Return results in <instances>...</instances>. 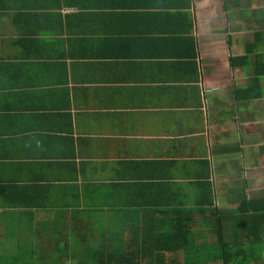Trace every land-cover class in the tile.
Segmentation results:
<instances>
[{
    "label": "crops",
    "instance_id": "obj_1",
    "mask_svg": "<svg viewBox=\"0 0 264 264\" xmlns=\"http://www.w3.org/2000/svg\"><path fill=\"white\" fill-rule=\"evenodd\" d=\"M182 227L264 264V0H0V256Z\"/></svg>",
    "mask_w": 264,
    "mask_h": 264
},
{
    "label": "trees",
    "instance_id": "obj_2",
    "mask_svg": "<svg viewBox=\"0 0 264 264\" xmlns=\"http://www.w3.org/2000/svg\"><path fill=\"white\" fill-rule=\"evenodd\" d=\"M193 218H195L194 215ZM132 231V234L124 238L111 236L108 239L110 242L108 241L106 245L78 246L77 253L79 251V255H73L80 257L86 264H90V261L94 264H203L205 262L208 264H219V262L233 264L232 259L226 256L224 259L220 257L206 261L210 258V248L216 250L219 247L227 248L228 244L224 238H221L220 243L201 245L197 244V237L201 233L193 232L190 227L178 228L175 231L162 228H143ZM180 252L185 254L183 261L168 257V253L177 254ZM25 259H28L26 251L17 254L16 257L0 256V264H28Z\"/></svg>",
    "mask_w": 264,
    "mask_h": 264
},
{
    "label": "rangeland",
    "instance_id": "obj_3",
    "mask_svg": "<svg viewBox=\"0 0 264 264\" xmlns=\"http://www.w3.org/2000/svg\"><path fill=\"white\" fill-rule=\"evenodd\" d=\"M81 245L83 247L93 246V245L79 244V246H81ZM49 257H52V259H50L47 262H44L45 264H86L85 262L82 261V259L78 260V261L76 260L74 262L73 255L69 254V253L66 254L64 251H62V252L58 251V253H56V254H55V251H54L53 253L49 254ZM25 261H28V259H25ZM28 263L36 264V261H28ZM90 264H94V262L90 261Z\"/></svg>",
    "mask_w": 264,
    "mask_h": 264
}]
</instances>
